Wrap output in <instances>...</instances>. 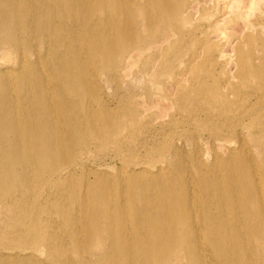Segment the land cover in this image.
Returning <instances> with one entry per match:
<instances>
[{
    "label": "bare ground",
    "instance_id": "6f19581e",
    "mask_svg": "<svg viewBox=\"0 0 264 264\" xmlns=\"http://www.w3.org/2000/svg\"><path fill=\"white\" fill-rule=\"evenodd\" d=\"M233 1L229 6H247ZM181 6L184 0H0V60L10 63L0 66V204L11 206L12 217L11 228L0 234V264H264V170L255 165L263 156L242 149L236 154L237 147L228 144L226 156L213 157L206 171L212 182L206 186L198 157H180L178 148L174 157L182 167L119 168L106 197L101 196L104 177L94 180L95 189L89 187L94 182L87 184L83 204L61 192L68 178L63 173H73L66 162L78 157L72 147L85 144L77 125L84 122L93 135L105 133L96 127L82 93L85 84L97 86L104 70L117 73L109 44L122 40L125 48L131 31L133 43L122 53L130 60H124L127 65L155 48L161 62L174 68L175 43L198 28L191 6ZM140 29L148 36L162 35L146 47ZM110 33L118 37L108 38ZM164 42L169 44L161 46ZM250 52L237 53L238 74L263 78L264 63ZM183 67L188 73L190 66ZM223 82L235 94L230 81ZM168 90L163 99L172 94L183 107L195 103L198 108V64L192 74L173 79ZM212 94L224 98L218 115L233 113L237 124L264 114L259 92L255 102L246 98L237 109L217 85L202 95ZM249 134L262 147L264 131ZM52 188L59 190L58 198L40 199Z\"/></svg>",
    "mask_w": 264,
    "mask_h": 264
},
{
    "label": "rangeland",
    "instance_id": "374dc122",
    "mask_svg": "<svg viewBox=\"0 0 264 264\" xmlns=\"http://www.w3.org/2000/svg\"><path fill=\"white\" fill-rule=\"evenodd\" d=\"M186 1L184 0V6L181 7H185L187 4L191 6L188 10L192 11L193 20L197 24L192 20L193 25L198 28L194 32L196 34L185 35L182 43H175L174 47L178 46L179 48L177 47V50L174 48V53L176 51L173 58L174 68L170 69L166 63H162L164 58L160 51L159 54L157 53L155 48L146 49L147 51L137 57L138 59L136 58L137 61L131 62L130 66L127 65L130 64L128 63L130 60L129 58L125 60L127 56L122 53L127 51L133 43L134 35L133 32L129 31L125 48L122 40L109 44L114 63H117L115 76H113L114 74L111 75L108 70L107 72L104 70V73L102 72L96 78V87L87 84L83 86L85 92L82 94L86 98L85 107L88 113H92L96 127H104L105 133L103 136L93 135L88 133L84 122L77 125L85 144L73 145L75 156L78 157L74 161L66 162V165L73 168V173L70 175L63 173L68 178L61 186V192L72 194L76 204L84 203L87 199L85 197L87 184L94 182L96 178H107L101 185V196L106 197L108 190L113 185L110 180L119 176V168L138 171L146 164L152 169L154 164L164 167L165 165H172L174 168L182 167V164L177 163L174 157L175 150L178 148L181 150L180 157H198V167L204 171L205 176L208 167L213 165V157L226 156V147L229 145L237 147L236 154L242 149V151L246 150L245 152L250 156H263L262 162L260 161L259 164L256 163L255 165L264 170V144L262 145L263 148H258L256 138L253 140L251 136L252 139H250L249 134L264 131V114L257 116L258 120L253 123H250L247 118L244 121L246 124H237L233 113L218 115L217 107H220L224 99L222 96L212 94L208 98H203V95L209 94L211 87L217 85L218 89L220 88L232 101V109H237L247 102V99L255 102L256 92L264 94V77L257 79L251 77L250 74L241 77L238 74L239 66L236 60L238 52L251 51L250 55H254L255 60L264 63V0H251L254 2L249 7L247 3L249 0H242L247 6L240 7L239 5L238 8L229 6L234 2L233 0H204L205 2L200 0L195 8H193V4L197 0ZM241 11L246 14L241 13L245 17L240 14ZM136 16V19L143 20L138 14ZM225 16L226 18H224ZM185 28L189 29L190 24L186 23ZM139 31L138 34H141L139 37L143 38L146 47L162 35V32H158L155 33L157 36L154 34L155 37L153 35L150 37L146 33L147 30L144 29L145 33L143 29ZM195 35L198 37L197 40L194 38ZM107 36L108 38L118 37L117 33H110ZM174 37L177 38V35L170 36L173 40ZM186 39L189 40L186 41ZM186 42L187 44H185ZM168 44L169 42H164L161 46ZM193 55H198L196 60H193ZM141 56L144 59H141ZM181 57L184 63L179 65ZM121 60L123 63L127 61V64L124 65ZM161 60L163 61L161 62ZM2 61L0 60V66L10 64L2 63ZM197 64L198 89H200L198 91V108L197 106L194 107L195 103L188 108L183 107L182 101L177 100V97L172 94H169V99H163L162 93L166 91L170 93L168 86L171 81L177 78L180 80L183 76L187 77L192 74V69ZM182 65L190 66V70L187 71L189 74L182 71L184 68ZM120 67L121 70H119ZM226 80L230 81V86H233L235 94L231 93V88L228 90L223 86V81ZM181 82L184 85L188 84L183 80ZM194 82L197 81L194 80ZM203 88L206 90L204 91ZM243 92L246 93L243 94ZM96 95L97 100L95 99ZM256 103L257 105L261 104L258 100ZM161 107L165 108L163 116L161 115L163 113V109L160 110ZM107 110L115 115L106 117L105 112ZM190 110H196V113L192 114ZM233 132L236 134L232 135ZM107 136L109 140H107ZM225 138L226 140H224ZM224 148L226 149L224 150ZM259 149H262V152ZM131 166L134 167L131 168ZM211 182V178L207 175L206 186H209ZM98 185L94 182L89 187L95 189ZM52 189L50 193L43 192L40 199L47 198L46 200L51 203L58 198L59 190ZM9 209H11L9 204L0 206V234L11 228L12 217L7 212ZM41 217L46 218V214H41ZM47 226L50 227V224L47 223ZM18 249L20 250V247Z\"/></svg>",
    "mask_w": 264,
    "mask_h": 264
}]
</instances>
